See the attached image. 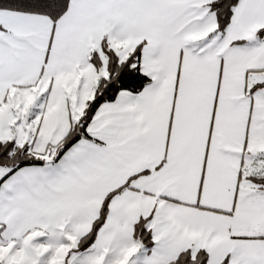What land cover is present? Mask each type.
<instances>
[{
	"label": "snow or ice",
	"instance_id": "6c2138e0",
	"mask_svg": "<svg viewBox=\"0 0 264 264\" xmlns=\"http://www.w3.org/2000/svg\"><path fill=\"white\" fill-rule=\"evenodd\" d=\"M0 264H264V0H0Z\"/></svg>",
	"mask_w": 264,
	"mask_h": 264
}]
</instances>
